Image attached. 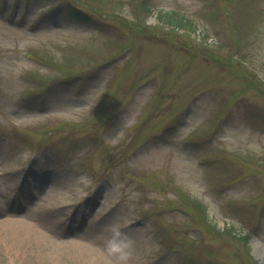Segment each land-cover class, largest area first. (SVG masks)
<instances>
[{
  "label": "rangeland",
  "instance_id": "374dc122",
  "mask_svg": "<svg viewBox=\"0 0 264 264\" xmlns=\"http://www.w3.org/2000/svg\"><path fill=\"white\" fill-rule=\"evenodd\" d=\"M65 1L0 0V264H264V0Z\"/></svg>",
  "mask_w": 264,
  "mask_h": 264
},
{
  "label": "trees",
  "instance_id": "16d2710c",
  "mask_svg": "<svg viewBox=\"0 0 264 264\" xmlns=\"http://www.w3.org/2000/svg\"><path fill=\"white\" fill-rule=\"evenodd\" d=\"M49 1H53V3H51V6H47L46 8L47 9H42V10H45V12H47L46 16H42L41 18H39L40 20L39 21H44L46 22V20L50 19V18H53L57 12L59 11V9H61L60 7H63L64 9V15L66 17H70V18H73V19H76V20H83L85 22H90V15L88 13H86V11H84L82 8L76 6V5H73L65 0H61L60 3H56L57 1H54V0H49ZM49 1H46V4L47 2L50 3ZM59 1V0H58ZM29 2V0H28ZM63 5V6H61ZM164 16V14H162ZM176 23L177 24H181L183 21H184V18H179L177 17L175 19ZM77 77L76 75H72L71 77L69 78H66L64 80H61L57 83V88L60 89L62 87L63 90H65L69 84L74 83V78ZM88 80V79H87ZM50 86H48V89L45 90L44 92L40 93L38 96H39V99L42 100L44 102L45 99H49L47 98L49 95L50 92ZM38 99V97H35V96H28L26 97L25 100V104H33L34 102H36ZM226 229L229 228V227H225Z\"/></svg>",
  "mask_w": 264,
  "mask_h": 264
},
{
  "label": "bare ground",
  "instance_id": "6f19581e",
  "mask_svg": "<svg viewBox=\"0 0 264 264\" xmlns=\"http://www.w3.org/2000/svg\"><path fill=\"white\" fill-rule=\"evenodd\" d=\"M26 210L21 212H10L0 215V227L9 231H22L39 233L41 229L38 227L36 218H33L26 214ZM36 225V226H35ZM253 253L257 256H262L264 259V245L260 240L254 237L251 240Z\"/></svg>",
  "mask_w": 264,
  "mask_h": 264
}]
</instances>
